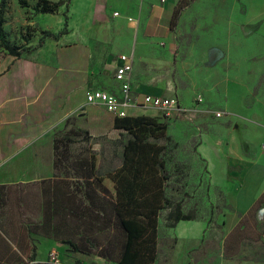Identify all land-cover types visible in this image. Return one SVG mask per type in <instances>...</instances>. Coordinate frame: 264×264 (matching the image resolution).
I'll return each mask as SVG.
<instances>
[{
  "label": "crops",
  "instance_id": "obj_1",
  "mask_svg": "<svg viewBox=\"0 0 264 264\" xmlns=\"http://www.w3.org/2000/svg\"><path fill=\"white\" fill-rule=\"evenodd\" d=\"M19 1L6 0L4 29L10 41L32 49L41 32L55 34L57 39L47 38L41 48L19 57L0 54V198L4 189L10 193L8 203L14 195L16 205L24 201L20 191L55 179L53 140L65 131L67 122L69 131L80 129L78 118L83 115L96 122L106 120L109 130L115 132V117L101 105L87 103L85 95L97 89L120 94L114 72L121 54L133 56L131 95L137 105L128 109L127 116H158L155 110L147 111L140 105L144 96L174 97L182 105L176 94L158 83L164 71L175 64L176 26L171 28V19L179 0H70L56 14L38 15H33L31 8L21 7ZM25 1L32 5L36 0ZM26 27L36 29L30 31L28 42L21 36ZM251 46L257 51L264 49L258 44ZM254 69L249 76L240 70L235 79L264 81V59L255 63ZM215 90L210 87L207 100V94ZM217 90L228 98L225 86ZM225 98L223 109L239 124L229 134H212L209 125L202 126L195 147L206 163L211 186L226 195L232 208L221 223L223 238L239 217L264 197V103L254 99L249 108L242 93L235 96L233 108ZM251 115L253 119L248 122ZM73 118H77L76 125ZM3 209L0 205V264H44L53 249L59 253L61 264H116L81 254L67 257L64 246L28 233L19 217L4 216ZM165 230V244L175 242L177 248L183 240L199 247L207 223L181 221ZM9 234L24 243V249H19ZM171 251L163 258L159 253L155 264H173Z\"/></svg>",
  "mask_w": 264,
  "mask_h": 264
},
{
  "label": "rangeland",
  "instance_id": "obj_2",
  "mask_svg": "<svg viewBox=\"0 0 264 264\" xmlns=\"http://www.w3.org/2000/svg\"><path fill=\"white\" fill-rule=\"evenodd\" d=\"M187 2L188 5L182 11L173 32L175 64L164 71V77L158 82L164 89L167 88L178 96L182 110L172 113L168 118L155 110L158 116L154 118L168 124V134L178 144L170 166L179 167L171 181L178 182L176 185L181 192L170 194L168 190V196L174 200H181L187 207L198 204V215L205 217V220L216 221L220 230H214L217 232V244L209 242L206 246L209 241L206 239L202 249V245L192 247L194 244L181 240L175 248V242L171 245L164 243L166 230L161 217L159 228L164 238L162 237L160 242V258L172 250L173 264H264L262 226L264 205L260 210L262 215L257 216L263 231L262 245H246L240 255L225 259L221 223L225 222L232 208L227 203L226 195L211 186L207 166L195 152L202 126L209 125L212 134L222 131L229 134L239 124L223 109L225 97L221 90L217 92L219 91L217 87L220 89L226 87L228 98L226 97L225 101L233 108H236L235 96L238 98L242 93L246 95V105L249 108L254 105V99H260L264 103V81L235 79L240 70L249 76L255 70V63L264 59V49L257 51L251 48L252 44L264 46V0H187ZM32 31L35 32L36 29L32 28ZM210 87H216V90L207 94L209 96L207 100L206 92H210ZM217 112H225L228 115L217 119L215 117ZM252 119L253 115L249 116L247 121L250 122ZM73 121L72 124L76 125L77 118H73ZM78 121V125L82 127L80 129L86 132L87 136L71 135L74 142L71 144L70 154H66V161L58 169V177L40 185L27 187L24 193L20 191L19 197L24 200L20 205H16L12 199L14 195H11V200L3 212L4 216L9 214L10 217L15 215L19 217L28 233L48 238L57 245L59 241L77 243L81 250L89 251L88 257L92 258L98 257L96 255L99 248L88 243L90 236L85 233L82 222L96 223L94 221L96 219L83 214L80 217L79 207L83 197L81 192L76 194L78 187L79 189L81 187L76 172L83 171L84 166L80 161L88 160L92 153L96 156V167H99L101 174L111 170L121 164L122 148L116 142L119 134L109 130L106 120L96 122L94 118L81 115ZM69 124L70 122H67L65 131L58 133V136L69 132ZM243 124L246 126V123ZM123 141L125 142V138ZM52 190L62 195L61 208L57 213L47 206ZM96 192L99 199L94 202L99 206L101 201L107 200L109 196L99 188H96ZM66 193L76 195L70 197L71 201L64 197ZM66 209H72L78 217L68 214L69 210ZM3 228L6 229L5 226ZM107 236L112 237L108 232L98 235V243H103ZM168 238L166 237L167 240ZM63 248L67 257L70 254H77L71 252L68 246ZM245 255L253 257L254 260H243Z\"/></svg>",
  "mask_w": 264,
  "mask_h": 264
},
{
  "label": "trees",
  "instance_id": "obj_3",
  "mask_svg": "<svg viewBox=\"0 0 264 264\" xmlns=\"http://www.w3.org/2000/svg\"><path fill=\"white\" fill-rule=\"evenodd\" d=\"M69 1L36 0L30 5L25 0H20L19 4L23 8H31L33 15L56 14L60 7ZM187 5V0L179 1L171 19V28L176 26ZM67 11L64 12L65 22L68 20ZM6 13L7 2L0 0V54L19 57L22 53L41 48L47 38L57 39L55 34L41 32L38 44L32 49L11 42L9 34L4 29ZM31 30L29 27L24 29L21 36L25 42H28L32 37ZM113 130L119 134V139L116 142L122 148L121 164L101 174L99 167H96V156L92 153L88 160L80 161L84 166L83 171L76 172L77 179L81 182V187L80 189L78 187L76 194L81 192L83 197V202L81 200V207H79L80 217L83 214L96 219L94 220L96 223L93 221L82 222L85 233L90 236L88 243L99 248L96 256L107 263L155 264L159 258V244L163 237L159 234L161 217L164 229H173L181 221H204L207 223V231L201 244L202 249L206 239L209 240L206 246L209 245V242L217 244V232L214 230H220V226L216 221L205 220V217L199 216L198 204L187 207L181 200H174L173 197L168 196V190L171 192L170 194L181 192V189L176 185L178 182L171 181L179 168L170 166L178 144L168 134V124L150 116H127L115 118ZM81 134L87 136V133L80 129H72L63 136L54 138L55 178L58 177V169L66 161V154H70V147L74 142L71 135L76 137ZM176 164L178 163H174V165ZM204 164L206 166L205 162ZM96 188L109 196L107 200L101 201L99 206L94 202L99 199ZM83 189L84 191H82ZM76 194L66 193L64 197L70 200V197ZM60 196L62 195L52 190V196L48 197L47 206L55 213L59 212L61 208ZM9 198L10 193H5L3 189L0 198L1 207L8 205ZM262 205H264V197H260L245 215L240 216L236 226L222 238L225 259L240 255L246 245H262L263 231L257 219ZM68 212V214L78 217L72 209ZM162 212H164L163 215ZM107 232L112 237L108 238V235L103 243L99 244L98 235ZM207 234L209 238H207ZM9 238L19 249H24L25 245L20 240L10 234ZM58 243L61 246H68L71 252L87 256L90 254L89 251L81 250L77 243L71 241H59ZM243 260L250 261L254 258L245 255Z\"/></svg>",
  "mask_w": 264,
  "mask_h": 264
},
{
  "label": "built area",
  "instance_id": "obj_4",
  "mask_svg": "<svg viewBox=\"0 0 264 264\" xmlns=\"http://www.w3.org/2000/svg\"><path fill=\"white\" fill-rule=\"evenodd\" d=\"M117 15L118 13H114V16ZM119 61L120 64L115 68L114 79L119 84L120 94L116 95L111 92L97 89L87 92L85 95V100L89 104L101 105L108 113L112 114L115 118H124L127 117L128 109L134 105H137V102L131 95L133 56L121 54L119 56ZM140 105L157 110L167 118L171 117L172 113L182 110L177 102V99L174 97L166 98L144 96ZM224 115L225 113L223 112L215 113L216 118H221ZM46 263H60V257L57 250L53 249L49 252Z\"/></svg>",
  "mask_w": 264,
  "mask_h": 264
}]
</instances>
